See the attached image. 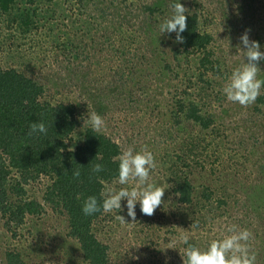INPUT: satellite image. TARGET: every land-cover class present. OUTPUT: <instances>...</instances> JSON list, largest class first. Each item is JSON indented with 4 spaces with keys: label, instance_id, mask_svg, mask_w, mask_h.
Returning <instances> with one entry per match:
<instances>
[{
    "label": "rangeland",
    "instance_id": "obj_1",
    "mask_svg": "<svg viewBox=\"0 0 264 264\" xmlns=\"http://www.w3.org/2000/svg\"><path fill=\"white\" fill-rule=\"evenodd\" d=\"M172 1L18 3L11 12L0 11V67H16L43 83L46 98L53 103H76L86 115L85 123L92 112L100 115L105 122L101 131L123 152L131 147L134 152L147 148L153 153L157 167L150 182L165 188L163 203L147 216L137 202L134 221L127 215L126 199L120 211L104 214L98 236L110 247L111 264H184L187 245L182 236H189L203 251L211 240L228 235L230 225L253 233L250 250L256 264H264V103L257 106L255 101L245 108L228 101L223 92L232 72L247 62L242 35L250 32L249 40L258 42L264 52V35L254 40L256 32L247 25L255 19L253 27L264 29V0L181 3L199 12L204 27L215 34V57L227 65V76L217 77L221 84L215 92L216 97L222 91L225 99L199 93L216 116L215 129L207 130L187 120L176 126L171 118L188 66L187 60L180 66L174 58L171 33L160 32V25L173 14ZM155 7L161 11L153 13L150 9ZM153 31L160 37L158 43H153ZM258 67L264 69V60ZM223 108L228 109L224 116ZM182 177L194 184V202L181 207L187 215L174 208L177 200L172 193L175 180ZM45 185V179L30 183L27 196L41 200ZM134 186L135 182L120 185L115 179L105 190ZM208 187L213 193L210 200L203 195ZM117 215L124 216L126 224ZM66 228L65 218L49 210L28 218L13 236L0 218V264H7V251L20 253L25 264H88L77 242L66 241Z\"/></svg>",
    "mask_w": 264,
    "mask_h": 264
},
{
    "label": "trees",
    "instance_id": "obj_2",
    "mask_svg": "<svg viewBox=\"0 0 264 264\" xmlns=\"http://www.w3.org/2000/svg\"><path fill=\"white\" fill-rule=\"evenodd\" d=\"M34 1L0 0V11L11 12L18 3ZM178 2L183 0H173L171 4ZM160 9L150 10L156 13ZM27 10L26 14L31 16L29 8ZM185 15L187 28L181 33L184 42H177L176 33H171L176 42L171 48L174 58L180 66L183 59L188 62L182 77L186 79L185 88L174 97L171 118L176 126L187 120L203 130L215 129V113L205 107L199 93L203 90L212 100L213 96L224 100L222 91L216 97L215 92L221 84L217 77L227 76V65L215 57V34L204 27L207 24L199 12L187 10ZM254 22L249 21L247 25L256 32L253 38L258 41L264 35V29L257 31ZM156 33L153 34V43L160 39ZM166 66L171 67L170 63ZM193 66L194 69L189 71L188 67ZM167 67L163 66L162 72H166ZM258 79H264V69L259 71ZM45 92V85L27 73L16 67H0V218L5 228L16 236L28 218L50 210L65 218L66 241L77 242L82 258L88 264H111L110 247L98 236L99 223L105 213L101 209L93 215H85L82 209L87 198L92 196L102 205L106 183L118 179L122 147L106 133L93 131L90 123H85L86 115L76 103H53L46 98ZM256 102L257 106L264 103V87ZM227 113L225 108L221 115ZM41 122L46 126V134L36 132L30 135V125ZM96 164L102 165L103 170L94 172ZM76 171L80 173L78 177L74 176ZM44 179L46 185L42 199L28 197L27 185ZM204 192V198L210 200L211 189L208 187ZM172 193L177 200L174 208L181 215L183 212L187 215L186 209L181 210V207L194 202L191 179L175 180ZM222 202L225 201L220 200ZM179 212L176 219H179ZM189 244L196 245L194 240ZM5 259L7 264H25L20 253L14 251H7Z\"/></svg>",
    "mask_w": 264,
    "mask_h": 264
},
{
    "label": "clouds",
    "instance_id": "obj_3",
    "mask_svg": "<svg viewBox=\"0 0 264 264\" xmlns=\"http://www.w3.org/2000/svg\"><path fill=\"white\" fill-rule=\"evenodd\" d=\"M173 15L160 25V32L176 33L177 42L183 43V33L186 28L187 9L180 3L171 5ZM241 42L246 49V63L235 69L229 82L223 88L227 100L237 103L242 107H248L255 103L261 94V88L264 87V79H258L260 68L258 63L264 60V52L260 50V45L256 41H250L247 32L241 36ZM89 123L93 131L99 132L105 127V122L100 115L92 112L89 117ZM46 134L47 129L44 123H33L30 125L29 134ZM157 167L154 155L151 151L144 148L140 152H134L130 147L119 156V174L118 182L120 185H128L135 182L136 186L129 190L122 187L119 191L108 188L102 193V205L92 196L88 197L83 205L85 215H93L100 212H112L121 210V201L127 200V215L134 221L136 218L135 207L137 202L140 204L142 214L152 216L155 210L163 203L164 187H157L150 182V173ZM103 166L96 164L93 167L94 172H100ZM79 171L74 172L78 177ZM121 224H126L124 216L115 217ZM196 227V224L192 225ZM228 235L222 239H213L208 244L206 250L189 244V236L184 235L181 241L187 247L184 250V264H256V255L250 250V241L254 238L253 233L247 229L237 230L236 225H230L226 228Z\"/></svg>",
    "mask_w": 264,
    "mask_h": 264
}]
</instances>
